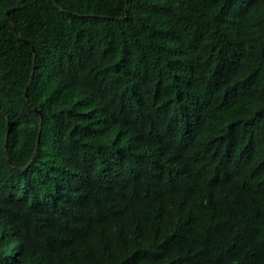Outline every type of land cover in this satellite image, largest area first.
<instances>
[{
	"label": "trees",
	"instance_id": "trees-1",
	"mask_svg": "<svg viewBox=\"0 0 264 264\" xmlns=\"http://www.w3.org/2000/svg\"><path fill=\"white\" fill-rule=\"evenodd\" d=\"M0 264H264V0H0Z\"/></svg>",
	"mask_w": 264,
	"mask_h": 264
},
{
	"label": "water",
	"instance_id": "water-1",
	"mask_svg": "<svg viewBox=\"0 0 264 264\" xmlns=\"http://www.w3.org/2000/svg\"><path fill=\"white\" fill-rule=\"evenodd\" d=\"M10 14V13H9Z\"/></svg>",
	"mask_w": 264,
	"mask_h": 264
}]
</instances>
